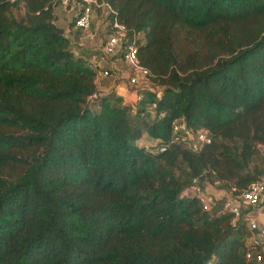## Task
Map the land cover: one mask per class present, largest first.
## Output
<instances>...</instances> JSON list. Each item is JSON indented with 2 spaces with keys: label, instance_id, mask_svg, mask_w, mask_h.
Wrapping results in <instances>:
<instances>
[{
  "label": "trees",
  "instance_id": "1",
  "mask_svg": "<svg viewBox=\"0 0 264 264\" xmlns=\"http://www.w3.org/2000/svg\"><path fill=\"white\" fill-rule=\"evenodd\" d=\"M105 1L139 32L149 122L97 92L58 2L0 0V264H264L245 257L247 213L223 209L264 178V0ZM180 121L210 143L190 148ZM193 178L219 190L210 210L183 195Z\"/></svg>",
  "mask_w": 264,
  "mask_h": 264
},
{
  "label": "built area",
  "instance_id": "2",
  "mask_svg": "<svg viewBox=\"0 0 264 264\" xmlns=\"http://www.w3.org/2000/svg\"><path fill=\"white\" fill-rule=\"evenodd\" d=\"M54 2L63 5H75L76 14L73 26L74 30H87L90 28L91 22L97 11L104 16L107 35L99 50L102 52V56L120 59L126 64L128 84L134 88V100L137 103L142 102L145 99V92L152 90V87L148 82L151 77V72L140 63L137 55L139 32L128 28L125 24L120 22L116 10L105 0H54ZM71 37L70 35V39ZM89 64L95 69L98 67L94 62ZM110 70L111 67L99 70L97 78L100 76H109ZM93 97H95V95L91 98ZM185 132L187 134H189V132L193 133L189 129ZM194 136L199 144L210 143L211 141V137L206 129L198 130ZM163 149V147H160L158 150L162 151ZM190 187L193 189V196L199 199L202 208L204 210H210L212 207L211 201L203 192L198 178H193L191 180ZM185 190H187V188ZM263 205L264 178L249 184L239 195L226 199L223 203V209L229 211L233 215L231 222L234 224L243 211L248 213ZM246 221L252 235L246 240L247 249L245 251V257L247 260L255 259L256 261H264V228L247 214Z\"/></svg>",
  "mask_w": 264,
  "mask_h": 264
},
{
  "label": "rangeland",
  "instance_id": "3",
  "mask_svg": "<svg viewBox=\"0 0 264 264\" xmlns=\"http://www.w3.org/2000/svg\"><path fill=\"white\" fill-rule=\"evenodd\" d=\"M12 12L13 15L17 18L21 17L23 13L22 10L19 8H13ZM75 12L76 10L74 4L63 5L60 3H55L53 6L55 24L61 27L63 31H65L66 33L70 32L71 30L70 33V35L72 36L71 45L72 48L78 52V54H82L89 61L90 59L93 58L94 55L102 56V52L99 49L103 44L105 37L107 35V28H106V22L104 21V16H102L97 11L91 22L90 28H88L87 30H81L79 32H75L73 31L74 28L71 25L73 19L75 18V14H76ZM176 47L179 50H183L184 52L198 51L202 47V40L198 35H193V34L188 35L185 32H181L177 37ZM182 56H185V54H182ZM101 63L100 64L98 63V67H96L95 69L97 73L99 72V70H102ZM148 82L151 85L152 90L153 88H158V85L156 83L151 82L150 80H148ZM130 88L134 90L132 86H130ZM133 102L134 103L131 104L132 110L137 105L138 106L143 105L145 108H148L146 110L147 112L145 113L144 116H142V118L146 122L151 121V119L154 117V112H153V105L150 102L148 96L145 94V99L142 102L137 103L135 100ZM176 126H177L176 129L180 131H182L184 128L182 121L176 122ZM181 138L182 140H185L189 143L190 148H193L194 150L200 148L199 143L196 141L193 133L189 132V134H187L183 130L181 134ZM139 145L146 146L148 149H152L153 151L158 150L157 147H155L156 141H152L151 138H149L146 135L139 140ZM263 150L264 149L260 147V152L256 155L255 160L258 164H260L263 161ZM215 186L208 185L207 183L201 181V188L205 193V195L208 197H212V194H215L219 191ZM183 195L193 196L194 195L193 189L189 186L187 190L183 192Z\"/></svg>",
  "mask_w": 264,
  "mask_h": 264
},
{
  "label": "crops",
  "instance_id": "4",
  "mask_svg": "<svg viewBox=\"0 0 264 264\" xmlns=\"http://www.w3.org/2000/svg\"><path fill=\"white\" fill-rule=\"evenodd\" d=\"M65 34H67L64 31ZM69 33V32H68ZM72 39V37H71ZM78 53L77 51H75ZM94 62L97 66L98 63L101 62V68H109L110 75L109 76H100L97 78L96 84H97V92L101 94H112L113 99H121V103L131 105L134 102V92L130 88V85H128V74H127V68L126 64L122 62L120 59H113L108 58L105 56H98L94 55L92 59L89 61ZM137 107V106H136ZM136 107L133 108L132 114L136 112ZM144 111L142 112L141 116H144L147 112L146 110L148 108H143ZM152 141H155L154 139H151ZM210 201L212 200V197H209ZM249 217H252V219H255L260 226L264 228V205L247 213ZM264 250V246H263Z\"/></svg>",
  "mask_w": 264,
  "mask_h": 264
}]
</instances>
